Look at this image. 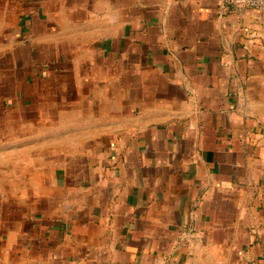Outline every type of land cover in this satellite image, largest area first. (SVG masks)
Masks as SVG:
<instances>
[{
    "label": "crops",
    "instance_id": "0c3cea01",
    "mask_svg": "<svg viewBox=\"0 0 264 264\" xmlns=\"http://www.w3.org/2000/svg\"><path fill=\"white\" fill-rule=\"evenodd\" d=\"M219 1L0 0V117L57 128L0 152V264H264V13Z\"/></svg>",
    "mask_w": 264,
    "mask_h": 264
},
{
    "label": "rangeland",
    "instance_id": "374dc122",
    "mask_svg": "<svg viewBox=\"0 0 264 264\" xmlns=\"http://www.w3.org/2000/svg\"><path fill=\"white\" fill-rule=\"evenodd\" d=\"M8 48H4L1 51L2 54H6V50ZM11 49H9L7 52H9ZM14 52V51H13ZM3 56V55H2ZM1 56V57H2ZM0 57V58H1ZM16 59H18L17 56L15 55H11L10 57L5 58V65H2L0 67V71L3 69H7L9 68L5 73L4 76L6 77L7 72L9 70L12 71V69L10 68V66H12ZM8 74L10 75V71L8 72ZM7 81H10V79H6ZM5 80L3 78H0V82H4ZM23 90L24 86H23ZM26 90H30L29 87H26ZM22 96V90H16L14 87H8L7 90H0V97H6L8 100L14 102L15 104H17V99L19 100V98H21ZM46 96L45 92H39V98H43L42 101H40V106L42 108L41 111V121L46 122V124L50 123V120H52L51 118L49 119L48 117H45L44 115V111L50 106V104L48 103V101H46L44 99V97ZM73 102H69L66 99V96H64L63 101L61 103V117L63 118H72L73 116L70 117V112L66 110L67 106L69 104H71ZM73 114V112H71V115ZM29 119L26 123V120ZM32 119V116L30 114H19L17 115L14 111H11L9 113H7L6 115L0 117V121L5 122L6 124H8V126L11 127V131L8 133L7 137H3V139L1 140L2 142H0V152L8 150V152L14 151L15 148L14 146L17 144L16 139L17 137L21 136V135H32V134H38L41 132H44V134L42 136H47L48 134H50L53 131H56L57 128H51L49 126H43V127H38L37 123ZM31 138V137H30ZM13 140V141H12ZM34 140V141H33ZM39 139H28V140H21L20 141V146H22V144L25 147V152H31L32 150H41L42 148H45L48 145V141L44 140V141H38ZM6 141V143H5ZM26 142H31L30 144H26Z\"/></svg>",
    "mask_w": 264,
    "mask_h": 264
},
{
    "label": "built area",
    "instance_id": "2783aa9c",
    "mask_svg": "<svg viewBox=\"0 0 264 264\" xmlns=\"http://www.w3.org/2000/svg\"><path fill=\"white\" fill-rule=\"evenodd\" d=\"M219 3L228 15L249 10L264 13V0H220Z\"/></svg>",
    "mask_w": 264,
    "mask_h": 264
}]
</instances>
